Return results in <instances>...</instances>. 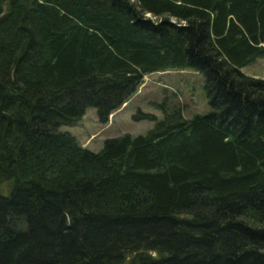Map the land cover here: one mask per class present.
<instances>
[{"label":"trees","instance_id":"trees-1","mask_svg":"<svg viewBox=\"0 0 264 264\" xmlns=\"http://www.w3.org/2000/svg\"><path fill=\"white\" fill-rule=\"evenodd\" d=\"M264 0H0V264H264ZM209 110L81 146L144 75Z\"/></svg>","mask_w":264,"mask_h":264},{"label":"rangeland","instance_id":"rangeland-1","mask_svg":"<svg viewBox=\"0 0 264 264\" xmlns=\"http://www.w3.org/2000/svg\"><path fill=\"white\" fill-rule=\"evenodd\" d=\"M243 68L241 71L249 76L264 78V57ZM162 102H165L168 109L176 106L182 108L185 118L207 112L209 105L204 91L203 75L191 68L148 73L144 75L135 93L120 108L114 110L106 122H100L96 109L89 107L81 119L59 128L70 132L81 146L98 151L107 138L124 133L145 134L155 121L135 120L133 115L144 112L159 120L163 117L158 106Z\"/></svg>","mask_w":264,"mask_h":264},{"label":"bare ground","instance_id":"bare-ground-1","mask_svg":"<svg viewBox=\"0 0 264 264\" xmlns=\"http://www.w3.org/2000/svg\"><path fill=\"white\" fill-rule=\"evenodd\" d=\"M244 69V68H243Z\"/></svg>","mask_w":264,"mask_h":264}]
</instances>
